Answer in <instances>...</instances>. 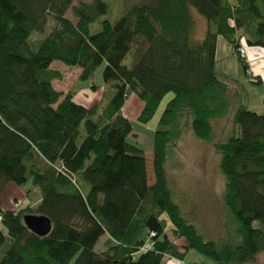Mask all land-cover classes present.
<instances>
[{
    "label": "trees",
    "instance_id": "1",
    "mask_svg": "<svg viewBox=\"0 0 264 264\" xmlns=\"http://www.w3.org/2000/svg\"><path fill=\"white\" fill-rule=\"evenodd\" d=\"M73 1L0 0V192L29 178L41 192L33 207L0 206V264H165L166 257L182 262L189 250L216 264H264L256 260L264 252V112L247 108L239 80L214 71L218 37L244 71L237 48L264 47V0H123L121 15L102 20L95 33L89 25L107 4ZM191 9L204 19L200 35ZM49 19L47 35L31 40ZM53 61L80 68L79 83L103 66L107 94L77 103L78 85L65 94L53 87L62 78ZM169 92L148 183L144 152L127 141L132 125L120 109L136 96L143 102L136 120L147 123ZM215 118H225L223 133L230 126L216 141ZM187 130L220 155L227 215L217 238L183 215L167 184L165 161ZM24 214L46 216L50 232L29 231ZM167 227L182 244L166 236Z\"/></svg>",
    "mask_w": 264,
    "mask_h": 264
},
{
    "label": "rangeland",
    "instance_id": "2",
    "mask_svg": "<svg viewBox=\"0 0 264 264\" xmlns=\"http://www.w3.org/2000/svg\"><path fill=\"white\" fill-rule=\"evenodd\" d=\"M79 1L89 2L90 0H74L72 5L77 4ZM104 2L107 4V12L89 25L90 33H95L100 29V22L102 20L113 22L123 11V0H104ZM191 13L195 20L194 30L197 35L203 29L202 23L205 22L194 9H191ZM65 16L75 21L70 9L65 12ZM53 24V21L49 19L44 31L42 33L32 34L31 40L45 37L51 30ZM194 30L192 31L193 33ZM193 39L194 36L191 35V40ZM218 40L226 43L221 37H219ZM234 59L237 61L235 57ZM124 63L130 64V57L126 58ZM51 68L60 71L62 74L61 79L53 80V87L63 94L78 85V96L85 98V95L82 96L80 93L82 92L83 94L85 88H90L88 84L94 83L98 90L92 91V99L90 97V101L87 100L89 102L82 100L90 104L93 100L99 97L101 98L104 96V93L107 94L108 92L100 91L99 89L103 87L101 77L103 66H99L89 82L86 83L78 82L79 74L77 67L65 65L60 61H53L51 63ZM84 91L86 94L88 93V90ZM93 97H95V99H93ZM171 97V92L163 97L153 116L147 123H141L136 120L143 106V102L136 96L129 95L120 109V113L126 117L132 125V135L127 137V141L137 144L144 152L148 183L153 182L151 165L153 133L156 128L157 120L165 104ZM254 104V102H250L251 106ZM251 108L252 111L258 114L264 112V108ZM224 122L225 118H215L212 120L215 141L221 138L224 139L229 134V124L225 129V133L221 130L224 126ZM219 160L220 155L214 150L212 142L203 141L197 138L191 130H187L183 140L178 145L177 152L172 153L164 164L167 184L171 190L173 201L178 204L183 215L196 226L197 230L208 238H217V236L221 234V223L227 215L221 201L224 178L219 170ZM84 189H87V185L84 186ZM40 196L41 192L39 186L33 185L30 178L21 185L9 182L0 192V205L6 206L8 204L11 206L14 201L17 202V205L14 207L18 209L23 208L27 203H31L33 207L38 202ZM168 226H170L169 223ZM168 236L171 237L170 233ZM182 241L183 240L180 239V242ZM103 249L102 238H100L94 246V251L100 252ZM186 255L185 260L187 263L216 264L213 260L199 254L195 250H190V253ZM246 264L250 263L248 262Z\"/></svg>",
    "mask_w": 264,
    "mask_h": 264
},
{
    "label": "crops",
    "instance_id": "3",
    "mask_svg": "<svg viewBox=\"0 0 264 264\" xmlns=\"http://www.w3.org/2000/svg\"><path fill=\"white\" fill-rule=\"evenodd\" d=\"M243 46L245 47V61L244 62L247 65L246 71H244L242 69L240 62L238 61L236 53H235L234 49L232 48V46L227 42L223 43L217 39L216 51H215L214 71L219 76H227L229 78H234V79L239 80V82L243 86L245 94H246V106L248 109L251 110L252 109L251 107H256V108L262 109L263 108L262 99L264 98V47L248 46L246 44ZM234 57L236 58L237 61H235ZM233 60L236 63V65L233 62ZM79 73H80V68H78V74ZM258 79H260L259 83L256 82ZM52 85H53V82H52ZM99 89H100V91H103L104 87H101ZM84 90H88L89 94L88 93L86 94ZM84 90H83V94H82V92L80 94L82 96L85 95V98L79 97L77 93L75 94L74 99L77 103H80L83 105H90V104L95 103L96 101H98L100 99V97L98 99H95V97H93V99H95V100H93L90 104H88L87 102L90 101V97L92 96V91H97L98 89L97 88L96 89L85 88ZM91 99H92V97H91ZM82 100H86V101L89 100V101L84 102ZM250 102H254L255 104L253 106H251ZM39 199H40V197H39ZM13 202H12L11 206L8 204L6 206H2V205H0V206L2 208H15L14 206L17 205L16 204L17 202H14V203ZM27 204H29V203H27ZM165 233H166V236L170 240H173V241H176V242L182 244L180 242V239L174 238V236L171 234L169 227H167ZM169 233H170L171 237L168 236ZM100 238H102V244H103V242L107 239V235H103ZM189 253H190V250L187 252V255ZM164 260H165V264H181V263L197 264L195 262L187 263L185 258L183 259L182 262L178 261L175 258H167V257ZM256 260L258 262H261V263L264 262V252H260L257 255Z\"/></svg>",
    "mask_w": 264,
    "mask_h": 264
},
{
    "label": "water",
    "instance_id": "4",
    "mask_svg": "<svg viewBox=\"0 0 264 264\" xmlns=\"http://www.w3.org/2000/svg\"><path fill=\"white\" fill-rule=\"evenodd\" d=\"M22 222L29 231L38 236L47 235L51 230L50 220L44 215L24 214Z\"/></svg>",
    "mask_w": 264,
    "mask_h": 264
},
{
    "label": "built area",
    "instance_id": "5",
    "mask_svg": "<svg viewBox=\"0 0 264 264\" xmlns=\"http://www.w3.org/2000/svg\"><path fill=\"white\" fill-rule=\"evenodd\" d=\"M237 53H238V55L241 57V58H244L245 57V47L242 45V46H239L238 48H237ZM152 236H154V233L153 232H150L149 234H148V237H152Z\"/></svg>",
    "mask_w": 264,
    "mask_h": 264
}]
</instances>
